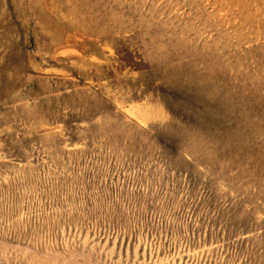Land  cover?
Returning a JSON list of instances; mask_svg holds the SVG:
<instances>
[{"label":"rangeland","instance_id":"obj_1","mask_svg":"<svg viewBox=\"0 0 264 264\" xmlns=\"http://www.w3.org/2000/svg\"><path fill=\"white\" fill-rule=\"evenodd\" d=\"M0 264H264V0H0Z\"/></svg>","mask_w":264,"mask_h":264},{"label":"bare ground","instance_id":"obj_2","mask_svg":"<svg viewBox=\"0 0 264 264\" xmlns=\"http://www.w3.org/2000/svg\"><path fill=\"white\" fill-rule=\"evenodd\" d=\"M229 2H230V1H229ZM234 4H235V3H234ZM228 6H229V5H228ZM228 8H229V7H228ZM232 14H233V13H232ZM219 17H220V16H219ZM235 22H236V21H235ZM26 23H27V22H26ZM246 27H247V26H246ZM68 33H69V31H68ZM73 35H74V34H73ZM73 35H72V36H73ZM74 36H75V35H74ZM65 38H66V37H65ZM63 39H64V38H63ZM67 39H68V38H67ZM26 42H27V40H26ZM65 43H66V42H65ZM69 43H70V42H69ZM60 45H61V44H60ZM60 45H59V46H60ZM62 45H63V44H62ZM62 45H61V46H62ZM65 45H67V44H65ZM69 45H70V44H69ZM5 46H7V44H6ZM59 46H58V47H59ZM61 46H60V47H61ZM1 47H3V46H1ZM55 47H56V46H55ZM58 47H57V48H58ZM63 47H64V46H63ZM61 48H62V47H61ZM65 48H67V46H66ZM65 48H64V49H65ZM70 48H71V47H70ZM35 49H36V48H35ZM26 50H27V49H26ZM52 50H53V49H52ZM59 50H60V49H59ZM61 50H62V53H63V49H61ZM67 50H68V49H67ZM260 50H261V49H260ZM35 51H36V50H35ZM54 51H55V50H54ZM1 52H2V51H1ZM37 53H38V52H37ZM52 53H53V52H52ZM54 53H55V52H54ZM56 53H57V52H56ZM65 53H66V51H65ZM65 53H64V54H65ZM60 54H61V53H60ZM51 55L53 56V54H51ZM51 55H50V56H51ZM14 58H15V57H14ZM1 59H2V57H1ZM42 59H43V58H42ZM2 60H3V59H2ZM43 60H44V59H43ZM54 60H55V59H54ZM22 61H23V60H22ZM22 61H21V62H22ZM14 64H15V63H14ZM15 65H16V64H15ZM2 68H3V67H2ZM39 70H40V69H39ZM46 70H48V69H46ZM20 71H21V70H20ZM20 71H19V72H20ZM43 71H44V70H43ZM53 71H54V70H53ZM10 75H11V74H10ZM11 78H12V77H11ZM6 79H7V78H6ZM7 80H9V79H7ZM126 112H127V111H126ZM8 126H9V125H8Z\"/></svg>","mask_w":264,"mask_h":264}]
</instances>
